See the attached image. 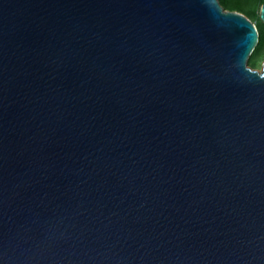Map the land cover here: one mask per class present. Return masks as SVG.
Listing matches in <instances>:
<instances>
[{"label": "water", "instance_id": "95a60500", "mask_svg": "<svg viewBox=\"0 0 264 264\" xmlns=\"http://www.w3.org/2000/svg\"><path fill=\"white\" fill-rule=\"evenodd\" d=\"M259 39L220 0H0V264H264Z\"/></svg>", "mask_w": 264, "mask_h": 264}, {"label": "rangeland", "instance_id": "374dc122", "mask_svg": "<svg viewBox=\"0 0 264 264\" xmlns=\"http://www.w3.org/2000/svg\"><path fill=\"white\" fill-rule=\"evenodd\" d=\"M223 4L226 5V9L232 10L231 8H238L241 10H236L247 15L252 21L256 23L258 28L262 33V44L263 46L259 51L253 53L249 59L248 65L253 69L261 70L264 62V22L261 18L257 17V14L260 16L261 6L263 4L262 0H222ZM231 7V8H228ZM251 12H256V16L251 14ZM263 22V23H262Z\"/></svg>", "mask_w": 264, "mask_h": 264}, {"label": "trees", "instance_id": "16d2710c", "mask_svg": "<svg viewBox=\"0 0 264 264\" xmlns=\"http://www.w3.org/2000/svg\"><path fill=\"white\" fill-rule=\"evenodd\" d=\"M263 1V3H264V0H262ZM220 2H221V4L224 6V8H226L227 6L226 5H224L223 4V2H222V0H220ZM228 8H231V7H228ZM232 10H241V9H238V8H231ZM251 14H254L255 16H256V12H251ZM257 17L258 18H260V16L257 14ZM263 23V22H262ZM258 27V26H257ZM259 29V28H258ZM259 33H260V39H259V43H258V45H257V47H256V49H255V51L253 52V53H256L257 51H259L260 50V48L263 46V42H262V33H261V31H260V29H259Z\"/></svg>", "mask_w": 264, "mask_h": 264}]
</instances>
